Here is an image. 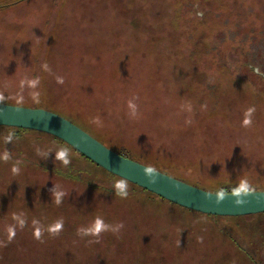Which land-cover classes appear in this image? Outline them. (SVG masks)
Masks as SVG:
<instances>
[{"label":"rangeland","instance_id":"obj_1","mask_svg":"<svg viewBox=\"0 0 264 264\" xmlns=\"http://www.w3.org/2000/svg\"><path fill=\"white\" fill-rule=\"evenodd\" d=\"M245 63L264 72V0H25L0 9V100L67 115L211 192L264 191V80ZM61 148L68 166L55 158ZM119 180L50 135L0 129V264H264V213L207 216L131 185L122 198ZM54 186L65 193L60 204ZM98 217L123 227L77 234Z\"/></svg>","mask_w":264,"mask_h":264},{"label":"water","instance_id":"obj_2","mask_svg":"<svg viewBox=\"0 0 264 264\" xmlns=\"http://www.w3.org/2000/svg\"><path fill=\"white\" fill-rule=\"evenodd\" d=\"M263 78L264 74L255 68ZM0 126L34 130L57 137L104 170L135 184L171 203L199 213L239 217L264 213V191L211 192L157 170L158 180L149 183L144 169L147 165L132 160L108 148L87 131L64 116L43 108L0 103ZM236 199H245L243 206Z\"/></svg>","mask_w":264,"mask_h":264},{"label":"clouds","instance_id":"obj_3","mask_svg":"<svg viewBox=\"0 0 264 264\" xmlns=\"http://www.w3.org/2000/svg\"><path fill=\"white\" fill-rule=\"evenodd\" d=\"M45 67L47 68V65H45ZM59 82H63L62 78H58ZM254 111V109H249V112ZM133 116H135V113L132 114ZM90 123H94V124H99L100 120L99 117L93 118ZM244 123L247 125L250 123V121L248 119H246L244 121ZM37 154L41 155V156H48V153H42L39 149H37ZM69 153L67 149L61 148L59 151H57L55 153V158L56 160H59L63 163L64 166H68L70 164V159L68 158ZM7 159V157H5ZM17 169L13 168V172H16ZM145 172V176L148 178L149 183L155 184L158 180V175H157V169H155L154 167H147L146 169H144ZM116 195L120 196V197H126L127 196V181L125 179H121L119 180L116 185ZM248 187H241L239 189L240 193H247L248 192ZM52 195L56 198L55 202L57 204L61 203V197H63L65 195L64 192L62 191H58L57 190V186H54V188L52 189ZM223 201V193H221V198L217 199V204L221 203ZM247 203V201L245 199H236V205L237 206H243ZM63 226V221L60 220L57 222V227H61ZM123 224H120L117 228H113L112 226L106 224L103 219L101 218H97L95 220V223L93 226L85 229V228H81L78 229L77 234L81 235V236H94V237H99L103 232H107V231H118L119 228H122ZM57 235L59 234L58 232L56 233ZM39 231L37 232V237L39 238ZM90 243L92 242H99L98 239H96L95 241H89Z\"/></svg>","mask_w":264,"mask_h":264},{"label":"trees","instance_id":"obj_4","mask_svg":"<svg viewBox=\"0 0 264 264\" xmlns=\"http://www.w3.org/2000/svg\"><path fill=\"white\" fill-rule=\"evenodd\" d=\"M22 1H25V0H18V1H15V2H11V3H8V4H1L0 5V9H2V8H6V7H8V6H12L13 5V3H18V2H22ZM247 63V62H246ZM244 64L245 66L247 65V64ZM246 67H249V69L250 70H252V72L254 73V71H253V68H258V67H256V66H253V65H251V64H248ZM262 72V71H261ZM264 73V72H263ZM254 75H256L257 77H260L262 80H264V78L263 77H261V76H259L258 74H254ZM0 102H2V103H8V104H16V103H14V102H10V101H5V100H0ZM56 109V108H55ZM56 112V111H55ZM57 114H60V115H62L61 113H58V112H56ZM62 116H64V115H62ZM67 116V115H66ZM66 116H64L65 118H67ZM210 116V115H209ZM73 122V121H72ZM73 123H75V122H73ZM98 125V124H97ZM0 129H5V130H10V131H14L15 132V135L16 136H20V135H22L23 133H26V132H38V131H34V130H29V129H23V128H16V127H7V126H0ZM38 133H42V132H38ZM89 134H91L93 137H95L97 140H99L100 142H102L104 145H106L108 148H110V149H112V150H114V151H116L117 153H119V154H121V155H124V156H126V157H128V158H130V159H132V160H135V161H137V162H140V163H144V164H146L147 166H151L152 167V165L151 164H148V163H146V162H144L143 160H141V159H139V158H137L136 156H134V154L133 153H131V151H129L128 149H126V148H123V149H117V148H114L113 146H110L109 144H107L104 140H103V138L99 135V133H96L95 135H94V133L92 134V133H90V132H88ZM42 134H46V133H42ZM47 135H49V134H47ZM50 136H52V135H50ZM53 138H55V139H57L58 141H60V142H62L63 144H65L66 146H68V147H70V148H72L70 145H68L67 143H65L64 141H62L61 139H59V138H57V137H54V136H52ZM77 154H79L83 159H85V160H87L88 162H90V163H92L93 165H95L96 167H98V168H100V169H102V170H104L103 168H101L100 166H98L97 164H95L94 162H92L90 159H88L87 157H85L84 155H82L81 153H79L78 151H76L74 148H72ZM57 174H60V175H63V176H65L66 178H68V179H74V180H81V179H83L82 178V176L81 175H78V174H74V173H64L63 171H61V170H59V169H53ZM104 171H106V170H104ZM108 174H110L111 176H113V177H115V178H118V179H122V178H120V177H118V176H116V175H114V174H112V173H110V172H108V171H106ZM127 185H131L132 186V191H135V189H133V188H137V189H140V190H142V191H144V192H147V193H150V194H152V195H155L154 193H151V192H149V191H147V190H145V189H143V188H141V187H139V186H137V185H135V184H132V183H130V182H128L127 181ZM194 185L195 186H198V184H195L194 183ZM200 186V185H199ZM254 187V186H253ZM253 187H248V191H252V190H254L255 189V187L253 188ZM231 190H229V188H219V190L218 191H215V192H239V189L241 188V186L240 185H233V186H231ZM127 190V193H128V189H126ZM128 195V194H127ZM155 196H157V197H159L158 195H155ZM160 199H162V200H165L164 198H161V197H159ZM165 201H167V200H165ZM168 202H170V201H168ZM171 203V202H170ZM172 204H174V203H172ZM174 205H176V204H174ZM177 206H179V205H177ZM179 207H181V206H179ZM181 208H183V207H181ZM183 209H185V210H189V209H186V208H183ZM189 211H192V210H189ZM192 212H196V211H192ZM196 213H199V212H196ZM199 214H203V213H199ZM204 215H207V214H204ZM207 216H212V217H221V216H213V215H207Z\"/></svg>","mask_w":264,"mask_h":264}]
</instances>
